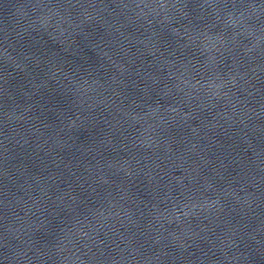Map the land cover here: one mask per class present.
<instances>
[{
    "label": "water",
    "instance_id": "obj_1",
    "mask_svg": "<svg viewBox=\"0 0 264 264\" xmlns=\"http://www.w3.org/2000/svg\"><path fill=\"white\" fill-rule=\"evenodd\" d=\"M0 264H264V0H0Z\"/></svg>",
    "mask_w": 264,
    "mask_h": 264
}]
</instances>
